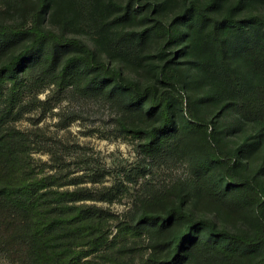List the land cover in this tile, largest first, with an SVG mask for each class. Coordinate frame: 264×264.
<instances>
[{
	"label": "trees",
	"instance_id": "trees-1",
	"mask_svg": "<svg viewBox=\"0 0 264 264\" xmlns=\"http://www.w3.org/2000/svg\"><path fill=\"white\" fill-rule=\"evenodd\" d=\"M231 1L182 0L167 21L175 0H9L23 23L0 22V256L10 264H264V15L253 11L264 0H234L219 15ZM153 36L165 40L155 56L164 63L142 85L117 64L144 53ZM243 57L248 79L232 63ZM46 89L119 109V132L143 155L138 192L81 186L39 129L16 126ZM188 90L197 91L189 100ZM172 163L186 175L166 187L148 182ZM84 170L103 183L98 169ZM116 194H132L133 215L85 203Z\"/></svg>",
	"mask_w": 264,
	"mask_h": 264
},
{
	"label": "rangeland",
	"instance_id": "rangeland-1",
	"mask_svg": "<svg viewBox=\"0 0 264 264\" xmlns=\"http://www.w3.org/2000/svg\"><path fill=\"white\" fill-rule=\"evenodd\" d=\"M199 1L204 2L205 0ZM233 2L234 0L224 4L219 15H224ZM8 3L9 0H0V22L20 25L23 23L22 10H20L19 5ZM182 8V0H175L165 12L164 20H173L182 11ZM253 11L254 14L264 15V9H259V7ZM247 14L248 11L245 10L241 17ZM69 33L73 37L82 39L92 49H97L93 38L88 33L78 31L76 34L73 30ZM165 45L164 38L153 36L151 41L147 43L144 53L134 54L133 61L129 62L123 59L117 65L120 66L129 80L148 85L156 80V76L164 63L160 55L155 56L156 52L161 47L164 48ZM170 49L176 51L174 47ZM144 55H149L150 58L146 59ZM172 55L169 54L168 56ZM238 61H232L234 67L246 75L247 58H239ZM117 65L116 67H118ZM177 67V69L170 70L168 74L170 76L177 74L180 66ZM243 77L248 79L247 75ZM196 92L195 90H188V100L193 98ZM39 99L44 103L38 104L37 109L26 114L16 123V126L21 130L39 129L41 135L39 139L42 140V145L64 154L66 158L65 173H68L70 178L79 177V181L83 182L81 186H87L91 189L102 188L103 186L116 187L120 185L119 183H123L125 187L132 189V192L139 191L143 179H137L135 174L144 167L143 155L140 154L137 142L133 138L119 132V120H121L119 109L113 104L86 98L74 92L59 96L46 89L41 92ZM237 137H239L237 134L234 137H229L230 145L237 141ZM35 157L49 162L50 154L39 152L35 154ZM86 168L98 169L100 173L104 174L103 183L93 184L91 179L94 176H89L90 172L84 170ZM186 173L187 170L184 166L172 163L168 167L154 168L146 179L155 187H166L173 180L185 176ZM131 195L116 194V198L111 202L89 200L85 203L102 208L121 219L124 215L134 214L132 211L134 202ZM113 232L115 234V228H113ZM110 237L112 238L113 235ZM0 264L10 263L0 256Z\"/></svg>",
	"mask_w": 264,
	"mask_h": 264
}]
</instances>
